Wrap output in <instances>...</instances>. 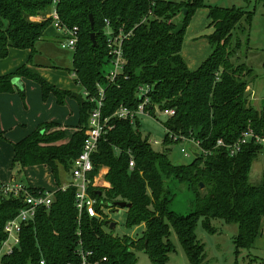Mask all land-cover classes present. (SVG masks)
<instances>
[{
	"label": "trees",
	"instance_id": "1",
	"mask_svg": "<svg viewBox=\"0 0 264 264\" xmlns=\"http://www.w3.org/2000/svg\"><path fill=\"white\" fill-rule=\"evenodd\" d=\"M53 5L61 23L78 27L72 68L68 72L74 75L75 84L92 95L96 82H104V67L109 62L105 19L112 29L121 27L129 33L123 40L127 77H119L105 89L102 114L110 117L113 128L99 139L92 154L90 176L95 182L89 192L106 207L113 208L117 201L130 203L125 212V226L144 223V230L137 240H124L104 231V220L83 216L80 238L83 248L92 251L90 261L104 256V264H136L135 249L143 251L151 264H167L168 254L173 251L168 238L172 226L189 264H202L204 248L195 234L199 218L210 233L215 232L212 219L236 224L237 232L232 235L235 252L249 249L264 218V150L261 144L249 141L229 156L216 142L222 139L231 143L247 128L264 137V105L259 109L251 105L246 90L251 69L239 61L238 39L232 44L233 31L242 21L249 25L252 13L206 5L204 0H0V59L8 55L11 47L28 49L30 64L36 43L51 23V18L44 15L50 13ZM202 8L207 9L208 27L212 28L205 36L210 53L195 69H190L181 54L183 36L191 17ZM178 16L183 27L173 34ZM91 32L95 34L94 44ZM20 77L37 82L43 99L52 93L57 103L63 104L65 97L71 96L70 90L50 84L26 64L0 76V92L18 88L12 80ZM141 83L153 85L152 105L175 109L174 115L163 122L166 130L198 140L205 153L193 156L188 163H172L165 151L152 149L148 136L138 129V119L131 125L112 116L120 104L136 107L139 98L135 96V87ZM18 91L24 97V91L20 88ZM90 108L86 99L79 103L78 129L67 142H63L64 130L55 128L58 124L45 122L13 143L11 169L19 175L25 167L46 165L59 186L58 167L68 171L80 152ZM167 135L166 132L164 144L178 142ZM129 152L135 163L132 169L128 166ZM259 155L261 178L253 182L250 170ZM168 180L189 184L194 196L190 212L171 210ZM74 192L70 186L56 189L49 208H39L33 222L22 226L18 245L0 256V264H27L28 260L38 264L41 257L44 264H79L74 252L78 239ZM21 206L18 199L0 195V245L5 238L6 220L14 217Z\"/></svg>",
	"mask_w": 264,
	"mask_h": 264
},
{
	"label": "rangeland",
	"instance_id": "2",
	"mask_svg": "<svg viewBox=\"0 0 264 264\" xmlns=\"http://www.w3.org/2000/svg\"><path fill=\"white\" fill-rule=\"evenodd\" d=\"M204 2L206 5L234 7L235 9H242L252 13L249 25H245L242 21L239 24L240 27L233 31L232 44H235L236 39H238L240 43L238 48L239 61L244 62L251 69L250 74L247 76V80L250 84V91L248 92L249 96L253 98L251 105L259 109L264 100V0H204ZM200 11L201 9L197 10L191 17L183 36L182 52L186 53V56L189 57L186 63L190 65L191 68L194 67L191 66L192 60L198 65L210 53L209 44L199 39V35H196L201 29L202 33H209V21L206 15H201ZM48 14L49 13L45 14V17H43L47 18ZM180 18L181 16H178L176 21H180ZM32 20H35V18H32ZM244 26L245 29L242 30ZM210 29L212 30V28ZM55 32L56 29L50 23L45 33L52 34L51 38L48 39V37L44 35L43 38L36 43V52L32 55L31 62L49 68L53 72L60 71V73H57L60 80H67L72 91L81 93L82 91H80V88L75 87L77 84H75L74 79L72 80L70 77L71 73L68 72V69L72 68L73 50L61 47L59 38L54 36ZM191 35H195V38L192 37L193 40L190 38ZM104 69L105 71L108 70L109 65H105ZM24 80L32 82L34 88H37L40 93V87L37 82L29 78H25ZM68 100H70L73 110H77L78 112V101L72 96L68 97ZM137 119L140 123L138 128L140 133L143 136H148L151 140L158 141L156 144L151 143L153 150L165 151L172 163L183 164L193 159V156H186L180 150L181 147L188 145H184L181 142L163 143L166 133L163 126V122L167 119L165 115L162 113H156L155 117L141 115L138 116ZM70 130L71 129L65 131L63 142L69 140L71 136ZM14 171L16 172L15 169ZM261 172L262 158L261 155H259L251 166V181L259 182ZM57 173L60 181L66 182L69 180L68 171H65L63 167L59 166ZM19 175L18 178L26 184L45 189L54 187V175L49 168L44 166H37L26 172L21 171ZM167 185L171 193V210L181 214L190 212L193 207L192 201L194 196L189 184L186 182L179 183L176 180H168ZM124 215V208L121 209L119 213L109 208V216L116 225L114 229H109L108 226L104 225L103 229L106 232L110 231L113 237L135 241L141 236L144 229L140 231L142 227H138V229L136 226L126 227L124 224ZM211 225L215 229L214 233H210L204 228L202 218H199L196 222L195 234L204 248V260L202 264H264V228L262 233L258 234L254 239L249 249H242L240 253H236L232 240V234L237 232L236 224H226L220 219H212ZM169 232L168 238L173 245V251L168 254L167 264H189L188 257L172 226H169ZM134 252L137 259L136 264H151L149 258L143 251L134 249Z\"/></svg>",
	"mask_w": 264,
	"mask_h": 264
},
{
	"label": "built area",
	"instance_id": "3",
	"mask_svg": "<svg viewBox=\"0 0 264 264\" xmlns=\"http://www.w3.org/2000/svg\"><path fill=\"white\" fill-rule=\"evenodd\" d=\"M51 18V24L57 31L59 38V44L63 48H70L75 50L78 40V27H67L60 22V19L54 9L48 14ZM40 19V18H35ZM129 33H125L121 27L117 30L111 28L109 21L105 19L104 35L106 37V47L109 54V69L103 74L104 82H96L95 94H90L87 90L82 88L81 96L86 99L90 104L88 120L86 124V133L82 141L80 152L72 160L71 166L68 170L69 180L63 182L55 189H45L41 187L32 186L26 184L20 180L1 183L0 195L10 196L18 199L22 206L18 209L17 214L6 220L4 224L5 238L0 245V256L2 254L10 253L19 243V234L24 224L33 222L36 212L39 208L48 209L53 200V194L56 189L65 190L66 188L73 187L74 192V209L76 211V235L78 237L74 252L80 259L79 264H104L106 257H101L95 261H90V257L93 255L92 251L86 250L82 246L80 238L81 231L79 229L80 221L83 216L88 218H94L97 221L112 220L109 216V208L103 205V203L97 198L93 197L89 190L94 188L95 179H92L90 173L93 170L92 154L97 149L99 139L110 129L113 125L110 124V117L103 116L102 108L105 98V89L109 84L115 83L119 77L126 78L127 75L124 72V66L126 63L123 54V40ZM247 91H250L249 86L246 87ZM153 91V85L149 83H141L135 87V96L139 98V102L136 107L130 108L126 105L120 104L112 116H116L119 119L127 120L131 125H135V121L138 116L148 115L155 117L156 113H162L167 118L171 117L175 113L174 108L161 109L157 104L152 105L150 94ZM253 98L249 97L251 102ZM149 106V108H147ZM156 119V118H155ZM165 128V127H164ZM168 138L173 141L181 142L184 145L181 147V152L186 156H194L193 152H204L199 145V141L186 136L177 135L167 131ZM249 141H253L256 144H261L264 150V137H260L253 133L250 128H247L241 133V135L231 143H225L222 139H218L216 145L225 148L229 156L235 155L240 151L241 147L247 144ZM147 142L156 144L158 141L147 138ZM134 158L129 152L128 166L130 169L134 167ZM106 225V224H105ZM107 226V225H106ZM44 258L41 257L38 264H44Z\"/></svg>",
	"mask_w": 264,
	"mask_h": 264
},
{
	"label": "crops",
	"instance_id": "4",
	"mask_svg": "<svg viewBox=\"0 0 264 264\" xmlns=\"http://www.w3.org/2000/svg\"><path fill=\"white\" fill-rule=\"evenodd\" d=\"M200 12L203 16L207 15L206 8H202ZM45 32L44 35H46L48 39H50L52 34H47ZM210 32L211 29L209 28V33ZM198 33L196 35H199V39L207 42L205 36L208 33H202V29L199 30ZM55 34L54 36L58 38L57 31L55 32ZM194 36L195 35L190 36L191 40H193L192 37ZM181 54L185 60H188L187 58L189 57H187V54L182 52V50ZM28 58V49H17L13 47L9 48L8 55L5 58L0 59V76L13 72L19 66L26 64L27 68L32 70L37 75L41 76L50 84L56 86L57 88L70 90L72 92L69 82L67 80L61 81L60 77L57 76V73H60V71L53 72L51 71V69L42 67L37 63L30 62V64H28ZM191 64V66L194 67L191 68L190 65L187 64L190 69H195L199 65H197V63H195L193 60L191 61ZM70 77L72 78V80L74 79V75L71 74ZM24 79L25 77H20L14 78L12 80V82L17 85L18 88L24 91V97L21 96L18 88L15 86V89L12 91L0 92V184L20 180L18 178L20 175L18 176L17 173L13 169H11V161L13 157L12 144L26 137L33 130H35L38 125L45 122H54L59 125L55 128H61L64 130V132L71 129V134L76 129H78L77 126L79 121V101L77 112V110H73V106L70 103V100H68V97H65L63 104H58L55 95L52 93L48 94L47 97L43 99L41 88H39V93V90L37 88H34L32 82ZM75 87L80 88V91H82L81 86L76 85ZM37 166H44L48 168L43 164L33 165L25 167L24 169H22V172H26ZM59 182L60 184H63L64 181L59 180ZM56 187L57 184L54 181V187L51 189H55ZM124 211L126 212L125 209ZM263 226L264 218L261 221L259 234L262 233L264 228ZM136 227L137 229L138 227H142L140 229V231H142L144 229V224L141 223Z\"/></svg>",
	"mask_w": 264,
	"mask_h": 264
},
{
	"label": "water",
	"instance_id": "5",
	"mask_svg": "<svg viewBox=\"0 0 264 264\" xmlns=\"http://www.w3.org/2000/svg\"><path fill=\"white\" fill-rule=\"evenodd\" d=\"M186 15V9L183 10V17ZM89 22H90V26L92 28L93 26V20H92V17L91 15H89ZM183 27V23L181 21H177L176 22V25L174 27V29L172 30V33L173 34H177ZM90 40L92 42V44L95 43V34L93 32L90 33ZM71 96L73 98H75L77 101H79V103H82V96H81V93H78V92H75V91H72L71 92ZM262 104L264 105V100L262 101ZM193 155L195 157L198 156V153L197 152H193ZM200 187H202V183H200ZM98 194H100L99 191H97ZM130 207V203H127V202H124V201H117V202H114L113 203V211L119 213L121 211V209H126ZM105 224L109 227V229H114L115 228V225L116 223L113 221V220H105ZM27 264H31V260H28L27 261Z\"/></svg>",
	"mask_w": 264,
	"mask_h": 264
}]
</instances>
